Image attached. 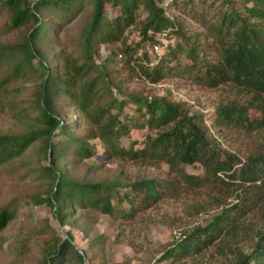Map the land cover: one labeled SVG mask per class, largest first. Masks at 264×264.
Returning a JSON list of instances; mask_svg holds the SVG:
<instances>
[{
    "label": "rangeland",
    "instance_id": "rangeland-1",
    "mask_svg": "<svg viewBox=\"0 0 264 264\" xmlns=\"http://www.w3.org/2000/svg\"><path fill=\"white\" fill-rule=\"evenodd\" d=\"M223 10H228V4L221 0L178 3L170 14L175 21L182 22L185 34H176L175 44L166 50L163 78L150 86L137 70L132 71L125 64L127 54L121 50L117 71L123 81L124 94L119 96L115 87L112 95L128 99L129 103L119 115L121 119H125V114L135 117L124 120H130L132 124L144 120L135 112L132 98L128 97L132 91L145 95L164 94L173 100L185 101L191 105L192 113L202 115L212 143L222 154L232 153L244 161L248 155L264 148V127L251 128L247 122L246 126L224 125L216 122L215 118L219 105L230 99L247 104L250 95L239 91L231 83L207 87L198 80L205 71V64L219 57V49L209 34V27L218 19L217 13ZM92 12L93 0H75L67 6V10L55 6L42 10L44 27L36 45L46 56L51 77H57L59 73L61 60L57 59V55L60 53L64 57L81 59L82 29L91 20ZM118 13V7L110 2L104 3L103 20H111ZM145 15L142 3L134 24L126 27L114 44L100 46L95 60L103 62L109 46L124 49L128 45L127 33L130 35L137 31ZM6 20V9L0 3V44L6 47L0 49V53L5 55H0V134H19L40 125L37 94L40 91L39 74L44 68L37 58H33L29 65L14 71L21 58L12 56V50H17L16 45L22 42L32 27L9 28ZM194 44L199 48L197 60L193 62L186 54ZM144 62L142 60L145 65ZM4 79L7 80L3 82ZM58 83L57 79L53 80L50 91L52 109L62 120V126L54 132V150L45 152L41 139H37L19 156L0 163V207H8L13 214L0 232V264H40L42 248L53 247L55 241L67 237L72 240V255L63 264H80L77 252L83 255L84 264H233L232 253H222L220 249L216 251L217 247H225L222 234L213 235V241L206 248L180 260H161L160 256L166 248L181 241L194 226H205L211 222L222 208L233 203L241 204L243 200L249 206L253 201L249 202L245 195H253V186L233 180L220 186H194L182 182L165 163L110 155L101 139L87 136L88 132L95 130L90 119L97 116L99 103L110 96L108 91L103 88L99 96L87 100L78 96L77 102L85 103V109L79 110L77 102L76 107L56 89ZM112 111L116 112L115 109ZM248 116L251 119L260 118V112L250 108ZM153 133L147 127H131L120 136L119 141L123 147L140 148L146 135ZM80 141L85 144L77 152ZM55 151L58 155L53 162L51 159ZM50 162L56 168H62L73 181L104 183L107 189L103 193L110 196L114 215L88 206L70 211V207L66 206L64 215L56 216L52 203L35 202L38 195L47 197L54 185L46 170ZM181 167L187 173L204 175L200 164ZM142 178L162 181L165 188L160 199L153 202L144 193L130 190V183ZM216 198H220V205H216ZM231 212L241 225L251 229L241 234L240 239L233 242V247L250 250L257 240L252 232L258 225L259 214L251 205Z\"/></svg>",
    "mask_w": 264,
    "mask_h": 264
},
{
    "label": "trees",
    "instance_id": "trees-1",
    "mask_svg": "<svg viewBox=\"0 0 264 264\" xmlns=\"http://www.w3.org/2000/svg\"><path fill=\"white\" fill-rule=\"evenodd\" d=\"M188 0L175 1L172 8L178 3ZM228 4V10L217 13L218 19L209 27V34L219 49V57L214 62L205 64V71L198 80L207 87H216L220 84L231 83L239 91L250 95L247 104L239 103L236 99H230L217 107L216 122L224 125H245L251 128L264 127V0H221ZM75 0H0L7 13L6 26L9 28H21L31 26V31L22 42L16 45L11 54L21 58L14 71L19 67L27 66L33 58H37L44 68L40 73V91L37 94V102L40 110V125L19 134H0V163L10 158L19 156L27 147L37 139H41L43 150H54V132L62 126V120L52 109L50 97L53 80L59 82L56 89L75 104L79 110L85 109V103L77 102V97H85L83 100L99 96V91L105 88L110 96L102 100L98 106L97 116L90 121L95 130L88 132V137H98L105 144L106 151L113 156L130 159L150 160L153 163H165L168 168L180 177L186 184L202 186L205 184L216 185L233 180L253 186V195H245V199L258 212V225L253 229L257 240L250 250H242L233 247V242L240 239L251 229H246L235 217H232L234 209L249 207L243 200L241 204L233 203L222 208L205 226H194L185 234L181 241L173 247H168L160 256L161 260H180L193 253L200 252L213 241V235L222 234L225 247H217L223 252L233 254V264H264V148L247 156L242 161L232 153L222 154L220 149L212 143L207 128L203 124L201 114L192 113L191 105L185 101H176L168 95L132 91L128 97L132 98L134 110L144 118L140 123L132 124L135 117L120 118L123 107L129 103L113 94L117 88L123 93L122 79L119 77L117 62L118 54L124 51L125 64L132 71L137 70L150 86H154L163 76V67L166 58L154 67H149L145 62L147 54L143 57L137 54L139 43L128 44L125 48L109 46L108 54L104 61L97 62L95 55L103 44H114L122 35L126 27L134 24L137 11L143 3L146 15L139 22L138 30L145 35L148 28L154 31L170 28L175 35H184L182 22L171 19L164 13L160 0H93L92 18L82 29V49L80 57H64L57 55L59 61V73L57 77H51L49 66L45 62L46 56L36 45V40L41 36L44 23L41 17L42 10L55 6L67 10V6ZM110 2L119 8V13L111 20H103V5ZM242 7V10L240 9ZM125 44V43H124ZM6 47L0 44V49ZM199 45L194 44L188 51L187 57L193 62L197 60ZM1 56L3 52L0 53ZM95 60V62H94ZM122 61V60H121ZM115 73V76L112 74ZM4 79L3 82H5ZM116 87V88H115ZM127 98V96H125ZM77 102V105H76ZM250 108L260 112V118L251 119L248 116ZM116 110L113 112L112 110ZM130 122V123H129ZM128 123V124H127ZM131 127H147L154 131L145 137L144 145L140 148L123 147L120 144V136L129 131ZM81 146L77 152L83 149L85 142L80 141ZM55 151L51 160L56 159ZM46 167L54 183L47 197H36L35 202L52 203L56 216L64 215V210L70 207V211L77 207H92L104 214L114 215L110 196L103 193L107 188L101 182L73 181L66 176L62 168H56L54 163ZM200 164L204 169V175H194L185 172L181 165ZM219 185V186H220ZM130 190L135 193H144L146 197L155 202L163 195L164 185L156 178H142L130 183ZM216 205H220V198H216ZM13 214L6 206L0 207V232L12 219ZM62 218V217H61ZM260 220V221H259ZM72 240L67 237L62 241H55L53 247L42 248L40 264H63L72 255ZM80 264L83 263V255L76 253Z\"/></svg>",
    "mask_w": 264,
    "mask_h": 264
},
{
    "label": "built area",
    "instance_id": "built-area-1",
    "mask_svg": "<svg viewBox=\"0 0 264 264\" xmlns=\"http://www.w3.org/2000/svg\"><path fill=\"white\" fill-rule=\"evenodd\" d=\"M175 1L179 0H160V5L164 9V13L169 16L171 19V9ZM129 39L128 44L139 43V48L137 54L143 57L144 54H147L148 58L145 63L149 67L156 66L164 57L170 47L175 44L176 35L173 33L170 28L154 31L151 28H148L145 32V35L137 30L133 31L130 35L127 33Z\"/></svg>",
    "mask_w": 264,
    "mask_h": 264
}]
</instances>
